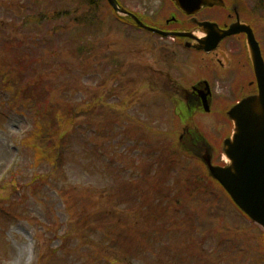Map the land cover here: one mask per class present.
<instances>
[{
	"label": "rangeland",
	"instance_id": "1",
	"mask_svg": "<svg viewBox=\"0 0 264 264\" xmlns=\"http://www.w3.org/2000/svg\"><path fill=\"white\" fill-rule=\"evenodd\" d=\"M260 2L242 0L264 48ZM166 41L103 3L0 0V264H264L262 231L177 145Z\"/></svg>",
	"mask_w": 264,
	"mask_h": 264
},
{
	"label": "flooded vegetation",
	"instance_id": "2",
	"mask_svg": "<svg viewBox=\"0 0 264 264\" xmlns=\"http://www.w3.org/2000/svg\"><path fill=\"white\" fill-rule=\"evenodd\" d=\"M75 1L78 7L82 3H104L110 10L109 18L113 22L133 24L129 15L115 12L107 0ZM114 1L119 10L134 14L146 25L170 33L185 32L183 36L166 37V74L171 86L167 95L174 103V110L181 124L177 137L178 146L196 153L210 150L212 163L221 164V156L218 154L216 157L214 150L221 145L222 135L227 132L221 136L216 135L217 132L208 127L214 128L215 121H219L221 117L222 122L229 124L230 130L231 122L226 117L228 108L225 104L254 94L256 82L245 49V33L226 37L215 50L206 52L202 49V22H215L223 29L236 21H243L254 30L249 18L254 19L255 9L244 6L241 0H224L222 6H202L200 0L188 12L181 10L173 0ZM204 105L207 110H204ZM214 111L219 113L215 121H205L202 118L210 116ZM190 118L197 123L192 125Z\"/></svg>",
	"mask_w": 264,
	"mask_h": 264
},
{
	"label": "water",
	"instance_id": "3",
	"mask_svg": "<svg viewBox=\"0 0 264 264\" xmlns=\"http://www.w3.org/2000/svg\"><path fill=\"white\" fill-rule=\"evenodd\" d=\"M181 10L189 11L200 0H173ZM212 0H202V5H211ZM218 3L216 1H213ZM108 3L125 15H129L138 27L169 36L168 33L146 26L129 12L118 9L114 0ZM202 49L209 52L217 47L226 36L244 32L248 59L254 71L257 92L237 102L228 111L232 120V134L223 141V166L211 163L210 153L199 154L211 178L215 179L229 195V198L253 223L264 232V62L259 44L252 29L246 24L234 23L226 30L215 23L203 22ZM175 35H184L176 33Z\"/></svg>",
	"mask_w": 264,
	"mask_h": 264
}]
</instances>
